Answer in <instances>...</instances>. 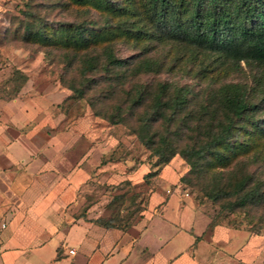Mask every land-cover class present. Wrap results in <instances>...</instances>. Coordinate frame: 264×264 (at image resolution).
Segmentation results:
<instances>
[{
  "label": "rangeland",
  "instance_id": "374dc122",
  "mask_svg": "<svg viewBox=\"0 0 264 264\" xmlns=\"http://www.w3.org/2000/svg\"><path fill=\"white\" fill-rule=\"evenodd\" d=\"M114 1L128 5V9L117 13L105 5L95 7L93 1L0 0V91L11 92L20 85L22 76L25 78L12 99L0 98V123L20 129L35 146L55 133L67 131L74 140L69 157L95 152L90 149L98 143L103 151L94 154L99 158L103 152L101 161L114 159L123 163L117 173L124 176L114 184L106 180V171L103 177L93 175L85 187L82 181L76 195V200L82 197L81 205L75 207L74 215L96 199L105 211L103 221L112 218L115 225L129 228L140 218L149 193L159 191L152 194L147 212L158 204L160 192L163 196L173 194L169 208L164 210L167 218L177 217L187 226L191 223L198 232L206 227L204 232L209 233L208 223L216 217L220 225L232 229L233 246L243 243L246 235L258 233L264 238V65L251 60L233 62L166 38L157 22L145 14L143 0ZM39 19L51 30L74 24L91 28V34L102 43L93 45L88 52L93 62L86 72L81 69V56L22 39L24 24ZM109 50L115 57L125 59V66L106 67ZM143 60H149L151 66L138 72ZM132 66L136 72L133 75ZM119 72L123 74L117 76ZM161 83L171 86L166 96H175L173 87H178L185 101L182 106L164 107L163 118L147 123L152 124L150 131L160 134L156 139L165 135L177 148L191 146L196 140L207 141L227 121L229 114L219 102L223 87L241 92L251 104L234 124L226 143L218 148L219 155L196 158V169L187 183L179 180L189 169L179 154L166 165L159 164L136 135L141 123L139 115L151 110ZM70 86L81 95L72 93L67 88ZM135 87H145V100L130 105L129 94ZM109 117L120 122L113 124ZM66 134L61 137L69 136ZM142 164L146 173L154 169L156 173L146 183H136L140 178L136 181L127 177L133 173L127 169H137ZM240 179L246 181L244 192L256 187L259 194L245 207L221 213L222 203L236 200V194L224 195L214 202L205 193L217 184H228V192H232L233 183ZM83 195H87L84 204ZM176 198L191 208L177 210L173 207ZM159 208L157 205L155 210ZM39 252L30 256L35 264L47 260L48 253ZM58 264H83L81 251L68 254Z\"/></svg>",
  "mask_w": 264,
  "mask_h": 264
},
{
  "label": "crops",
  "instance_id": "0c3cea01",
  "mask_svg": "<svg viewBox=\"0 0 264 264\" xmlns=\"http://www.w3.org/2000/svg\"><path fill=\"white\" fill-rule=\"evenodd\" d=\"M66 133H55L35 146L20 129L0 123V264H35L30 256L37 250L48 253L45 264H58L77 249L83 264H264L262 236L246 235L233 246L229 227L217 224L209 233L206 227L198 232L191 223L165 217L173 194L160 192L159 210L154 205L147 212L152 194L159 192L151 191L137 223L125 229L101 224L105 211L96 199L74 215L81 205L82 197L76 200V195L82 181L85 187L93 175L103 177L106 171L113 175L108 178L106 173V180L114 184L124 176L117 173L123 163H101L104 153L99 158L94 154L102 149L98 143L91 146L95 152L69 157L73 138ZM127 170L133 172L127 175L130 179L140 178L136 183L147 171L144 164ZM86 198L83 195V204ZM173 202L177 210L191 208L177 198Z\"/></svg>",
  "mask_w": 264,
  "mask_h": 264
},
{
  "label": "trees",
  "instance_id": "16d2710c",
  "mask_svg": "<svg viewBox=\"0 0 264 264\" xmlns=\"http://www.w3.org/2000/svg\"><path fill=\"white\" fill-rule=\"evenodd\" d=\"M74 1L79 4L93 1L95 7L105 5V7L117 13L123 9H128V5L124 6L121 2L117 3L114 0ZM142 8L152 21L157 22L158 27L162 29V35L166 38L208 50L233 62L251 60L264 65V0H143ZM121 29H123L122 26ZM22 39L26 42H41L45 46L65 49L67 52L81 56V69L84 72L89 69L93 62L91 54L88 55V52L91 51L93 45L102 43L94 34H91V28L85 25H62L57 29L51 30L40 19L33 24L30 22L24 24ZM106 56V67L117 69L122 68L126 64L125 59L115 57L110 50L106 52ZM150 66L149 60H143L142 68L137 71L148 70ZM130 69L132 75L136 73L133 72V66ZM128 72L130 73L129 70ZM121 74L119 72L117 76ZM24 80L25 78L22 76L20 85H15L11 92L0 91V98L12 99L19 91ZM67 88L72 93H81L74 86ZM168 88H171V86L166 83L158 85V91L154 94L150 105L151 110L139 115L141 123L136 130V135L139 142L149 150L150 156L154 157L159 164L166 165L175 154H179L189 165L188 171L180 176L179 180L187 183L190 175L196 169V158L219 155L218 148L226 143L228 137L232 134L234 124L238 123L244 112L251 107V104L245 100L241 92L230 91L227 87H223L219 102L227 110L226 114H229L227 115V121L220 125L219 130L210 134L207 141L196 140L195 144L191 146L186 144L177 148L165 135H161L159 139H156L160 134L157 130L150 131L152 124L147 123L148 121H158L161 117L163 118L164 107L182 106L185 101V94L180 93V88L173 87V90H176L175 96H166ZM144 90L145 87H135L132 94L128 92L130 93L128 98L130 105L141 104L145 100ZM109 121L113 124L120 122V120L114 121L110 117ZM103 162L105 160L101 161V163ZM155 173L156 169L145 173L142 183H146L148 177ZM245 182L242 179L235 181L233 183L235 189L232 192H228V184H217L205 194L216 202L224 195L229 196L234 192L237 199L222 203L220 208L221 213L227 214L236 207H245L259 194V190L256 187L244 192ZM88 206L85 204L83 210L87 209ZM145 208H142L141 212ZM100 221L106 228H123L115 225L112 218ZM217 224L220 223L216 220V217H212L208 223V229H213ZM254 235L259 234L255 233Z\"/></svg>",
  "mask_w": 264,
  "mask_h": 264
},
{
  "label": "built area",
  "instance_id": "2783aa9c",
  "mask_svg": "<svg viewBox=\"0 0 264 264\" xmlns=\"http://www.w3.org/2000/svg\"><path fill=\"white\" fill-rule=\"evenodd\" d=\"M70 252L73 253V249H71Z\"/></svg>",
  "mask_w": 264,
  "mask_h": 264
}]
</instances>
